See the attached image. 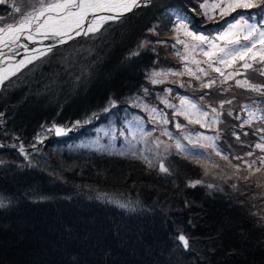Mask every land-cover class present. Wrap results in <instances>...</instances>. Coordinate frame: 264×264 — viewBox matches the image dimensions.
<instances>
[{"label":"trees","instance_id":"trees-1","mask_svg":"<svg viewBox=\"0 0 264 264\" xmlns=\"http://www.w3.org/2000/svg\"><path fill=\"white\" fill-rule=\"evenodd\" d=\"M165 3L158 0L103 34L72 42L81 44L62 51L41 75L31 74L28 86L8 82L0 91V139L29 136L43 121H85L94 112H101L95 125L111 127L125 117L133 103L144 101L151 74L172 60L168 42L156 43L160 39L149 31L171 11L172 4ZM141 41L150 43L140 49ZM134 51L139 55L129 58ZM235 85L220 91L225 97L249 94H229ZM79 136L49 141V149H39L37 168L22 170L14 161L2 168L0 197L7 207L0 208V264H264L259 181L246 184L235 179L246 175L232 170L231 179L210 182L216 187H191L202 170L185 158L173 161L172 177L144 175L145 166L128 155L79 148ZM12 154L15 149L7 146L0 150L1 156ZM156 186L163 194H155ZM98 189L137 195L143 204L129 220L103 215L87 200ZM180 231L190 239L188 250L176 239Z\"/></svg>","mask_w":264,"mask_h":264},{"label":"snow or ice","instance_id":"snow-or-ice-1","mask_svg":"<svg viewBox=\"0 0 264 264\" xmlns=\"http://www.w3.org/2000/svg\"><path fill=\"white\" fill-rule=\"evenodd\" d=\"M4 0H0V3H3ZM150 3V0H35V3L25 4L26 8H30V11L24 12L20 18L14 24H7L4 27H0V46L2 48H9L11 51L10 44L18 41L22 35L27 34L28 40H34L36 36L33 34H40L45 39L49 37L59 38V43H64V38L71 40L74 36H80L83 34L84 36H88L89 34L99 33L101 28L105 24L108 23H116L122 21L125 17L126 13L131 12L135 8H140L142 6H146ZM203 11L204 16L211 20L213 16L210 14V10H219V15L221 17L229 15L232 12H235L237 9H259L264 12V0H213L212 3H208L205 0L204 3H200L198 5ZM17 13H21V8L17 7L15 9ZM194 11V10H193ZM251 18V17H250ZM0 19H4L0 17ZM243 21V25L241 24ZM178 26L173 29V31L179 33L182 30V27L186 26ZM86 24V27H85ZM243 28L245 34L243 35V41H247V43H241V37L239 33L234 32V29ZM153 35H158L155 27L149 29ZM74 33V35H73ZM184 35L191 37L194 40L199 41L200 43L197 45H193L191 51H195L196 48H200V51L203 53V56L207 59L203 61V63H207L209 68H212L213 71L220 74L223 79L220 81L221 84L226 83L229 79H234L235 75H239L240 72L238 69H234L233 72H229L227 75L221 70L220 67H213L214 64L218 63L225 68L233 67L237 64V62H242L240 67L247 70L251 69L254 66V63L264 64V24L257 26V24H249L248 21L244 20L243 16H239L237 22L235 24H230L228 26L227 31H225L220 37L219 40L225 41L223 47L216 43V40H207L203 36H195L194 33L184 30ZM150 43L149 41H141L138 45V48L143 49L146 47V44ZM156 43H165V41L157 40ZM176 43L184 45V55L181 57L183 60L188 59V55L190 53V49L186 41L180 40L178 37L176 39ZM207 44V50H204L201 45ZM259 45V48H257ZM231 46V47H229ZM27 48V45H24ZM53 46H48L43 52H40V55H46L48 52L52 51ZM173 48L176 47V44L172 45ZM0 48V63H4L10 59H14V57H9L5 54V52ZM255 49V51H254ZM154 50V49H153ZM35 51V49L33 50ZM139 55V51H134L129 54V58L132 56ZM177 56H181L180 52L176 53ZM38 57H30L20 60L19 62L12 64L7 63L6 66L0 67V91H6L7 87L5 86V81H8L10 77L16 75L20 69L25 66V63H31L33 59H37ZM192 63L197 66V71L202 73L204 76H208L209 72L204 68H200L199 65L202 61L192 60ZM185 72L189 75L195 77L196 80H201V76L197 75L195 72H192L191 69L188 68L187 64L184 65ZM171 70H169L170 72ZM261 75H264V70L257 69ZM165 73L153 72L149 77L153 84L162 83L161 79H157L161 75ZM174 75H182L183 73H172ZM217 83L215 79H209L206 83L201 82L200 88H212L213 85ZM235 84L239 87L250 89L252 91L264 93V86H258L251 84L247 79L244 80H235ZM184 85H181L183 87ZM147 93V89L143 90ZM167 92H171V89H167ZM228 91V89H225ZM200 101H203L204 97L201 96ZM163 103L176 111L173 113L174 115H182L189 121V123H197L202 124V120L205 117H208L209 112L204 110V107L210 109L212 116V123L207 124L205 126L212 127V124H216L219 122V117L223 114L222 111H218L217 108H213L210 105H206L203 107H198L196 103L192 100L188 99L186 96L180 97V106L177 108L176 105L171 104L167 99L163 100ZM232 104V100H224L221 101L218 105L219 109H223L224 104ZM109 104L111 107L116 106L115 100H110ZM139 106V105H137ZM245 110L247 111V119L243 120L240 127L242 128L244 125L251 126L254 121H262L264 122V108L256 107L255 110H250L249 106L245 105ZM146 111H150V113H155L153 116V120L156 119L157 116L161 117L160 123L167 124L170 121L167 119V114L161 112H157L156 108L149 109L145 106ZM196 110L199 113L200 118L193 120L191 118V111ZM104 111H108L107 108ZM3 113L0 112V118L3 117ZM228 115H232L231 112ZM92 118H97V114L93 113L92 116L85 120V123H89ZM239 119V116L236 117ZM137 121H141V118L136 117ZM0 124H3V120L0 119ZM80 125V121H76L73 124V128ZM141 131H143L142 121L138 124ZM176 128H181L182 125L178 122L175 123ZM71 129H65L62 127H57L55 125L52 128L48 129V131H54L56 135H63L67 131ZM162 135H166L169 139L172 138V134L168 132L166 129L161 133ZM247 136V132L242 133ZM146 135H151V133H147ZM203 135V134H199ZM254 136L259 137V142L254 145H249L254 149H258L261 152H264V127H258L253 131ZM204 139L208 142L204 147H208L215 151L216 155L221 156V158L225 161H228L229 164H232V161L229 160L227 155H222L220 149L216 147L217 137L213 136H204ZM236 139L239 140V135L236 136ZM42 142V141H41ZM154 143L157 147L162 141L159 140V137L155 138ZM175 147L177 150L184 152L187 151L184 146L181 144L180 140L177 139L175 141ZM165 151L167 152L169 145H164ZM20 151L23 152V147L20 148ZM121 155L125 154L123 152ZM135 156V153H133ZM253 152L249 151L245 154V156H236L233 157L235 160H239L242 162L244 170L248 172V175L240 177L238 175L235 176V179H242L246 184L251 180V178L257 174L264 172V155L258 156L251 161L248 160V157H252ZM135 158L141 159L144 163L149 167H153V162L147 156L140 155ZM194 163L200 164L201 161L198 159H194ZM160 172L170 174L169 169L164 166L163 160H160L158 165H156ZM236 169V173H239L241 170V165L236 164L233 165ZM205 175H208V170L206 169L204 172ZM231 179V177L229 178ZM202 181L197 180L190 182L191 187H195L197 184H201ZM257 188H264V185L259 182L255 185ZM208 188L216 187L215 185L208 184ZM231 187L233 189L237 188L236 183H232ZM218 191H222V189L217 188ZM121 207L127 208L128 205H120ZM7 207V204L4 203L2 197H0V208ZM177 241L180 242L181 246L184 249L189 247V240L183 234H178L176 237Z\"/></svg>","mask_w":264,"mask_h":264},{"label":"rangeland","instance_id":"rangeland-1","mask_svg":"<svg viewBox=\"0 0 264 264\" xmlns=\"http://www.w3.org/2000/svg\"><path fill=\"white\" fill-rule=\"evenodd\" d=\"M175 3H177L178 5H179V7L180 8H185V7H188V8H191V7H193V2H191L190 0H173ZM4 2H6L7 4H13V3H16L15 2V0H4ZM26 3H28V4H32V3H35V0H21L20 1V3L19 4H17L20 8H21V10H23V12H26V11H30L31 9L30 8H26L25 7V4ZM160 7V5H158L157 7H155V8H159ZM0 17H3L4 19H6L8 22L7 23H4V24H2V25H0V27H4L5 25H7V24H13L15 21V19H16V14L14 13V12H10V13H8V14H6V15H4V16H0ZM167 17H168V15L167 16H165V17H163L164 18V20L157 26V29H156V32L158 33V35H153V33H151L150 35L151 36H157L158 37V39H160L161 41H165V43L167 42V39H168V37H169V34H170V31L172 30V25L171 24H169V26L167 27V26H165V21H166V19H167ZM1 20V19H0ZM185 25V24H184ZM181 26V25H180ZM186 27H182L183 29H185V30H187V31H190V32H192V33H194V35L195 36H200V34L199 33H197L196 31H193L192 30V28H191V24L190 23H187L186 25H185ZM179 34H183L184 35V32L183 33H179ZM187 38H191V37H187ZM192 39V38H191ZM180 48H184L182 45H180L179 46V49ZM76 50H78V51H80V49L79 48H77ZM75 50V52H77ZM72 54V53H71ZM174 80H177V78H171L170 79V81H174ZM187 80H189V79H187ZM8 83V82H7ZM12 85H14L15 83H14V81H11L10 82ZM174 83H176V82H173V84ZM166 90H167V88H166ZM155 96H160L161 97V99H167L171 104H174V105H176L177 106V108H179V106H180V97H178V96H176L174 93H172V92H167V91H165L163 94H157V95H155ZM156 109H157V112H163V113H167V118H168V114L169 113H171V112H175L176 110L175 109H172V108H169V107H167L166 105H160V106H157L156 107ZM191 111V114H194L195 115V117H191L193 120H195V119H198V118H200V115L199 114H197L196 113V110H190ZM155 114V113H154ZM182 116V115H181ZM184 117V116H183ZM132 121V120H131ZM131 121H128L129 122V125H130V128H131V131H132V135H135V133L138 131V130H141L140 129V127L138 126V124L141 122V121H133V122H131ZM160 120H158V125L160 126V130H162V131H164V127H165V124H161L160 122H159ZM168 121H170L169 119H168ZM156 122V121H155ZM202 122H206V120H205V118H203V120H202ZM128 124V123H127ZM142 125H143V127H146V128H149V130H150V127H148L147 126V122L146 121H143L142 120ZM133 126V127H132ZM117 129V128H116ZM116 129H107V130H105V132L104 133H102V135H100V134H98V141H94L93 140V143H99V145H101V146H103L104 144H105V139H103V137L105 136V134L106 133H110V136H111V138H113V139H115V133H116ZM165 129H167V131L169 130V128H168V123H167V127L165 128ZM45 136V134L44 133H42L41 134V137H44ZM157 137H159V140L160 141H163V140H165V137L162 135L161 136V133L157 136ZM156 137V138H157ZM49 141H53L52 139H49L48 140V142ZM54 141H56V139H54ZM47 142V143H48ZM3 147H5V146H3ZM22 155V154H21ZM201 161V165H203V166H200V168L202 169V173L204 174V172H205V170L207 169L208 170V175H205V177L204 178H195V179H198V180H200V181H202V183L201 184H203V183H205L206 184V186L208 185V184H211L210 182H212V181H216V180H219V181H223L224 179H228V176H230L231 177V175L233 174V171H232V169H234V170H236L234 167H232V169L231 168H229V171H230V175H227L226 174V172H225V168L224 167H219V166H210L209 165V163L208 162H205L204 160H200ZM206 166V167H205ZM241 169H243V168H241ZM145 170L146 171H144V175H149V176H153V175H157V176H159V169L158 168H156V167H151V168H149L148 166H145ZM240 172H243V173H245V170H240ZM226 175V176H225ZM246 175H248V172H246ZM173 176V174L170 172V177H172ZM195 179H194V181H195ZM252 180H253V177L251 178ZM152 183V182H151ZM154 184V181H153V183L152 184H150V185H153ZM159 184H161L160 182H157L156 183V185H159ZM220 184V183H219ZM222 186V185H221ZM157 191V192H156ZM159 191H162V188L161 187H158V186H156L155 188H154V192H156L155 194H160V193H162L163 194V192H159ZM259 194H260V192H259ZM119 202H121V203H124L125 201H119ZM154 221H157L156 219L154 220Z\"/></svg>","mask_w":264,"mask_h":264},{"label":"bare ground","instance_id":"bare-ground-1","mask_svg":"<svg viewBox=\"0 0 264 264\" xmlns=\"http://www.w3.org/2000/svg\"><path fill=\"white\" fill-rule=\"evenodd\" d=\"M27 34L23 35V37H26L25 40L21 37L18 41L15 43L10 44L11 51H9V48H2V50L6 51V55L9 57H14V59H10L8 61H5L4 63H0V67L6 66L7 63H12L15 64L19 62L22 59L30 58L33 56L38 55L41 51L42 48L47 44L48 39H45L42 35L40 34H35L33 33L36 38L34 40H28L27 39ZM27 45V48L24 47V45ZM35 49V51H33ZM18 51L16 54L15 52ZM13 52V53H11ZM50 139L53 140V136L50 137Z\"/></svg>","mask_w":264,"mask_h":264},{"label":"water","instance_id":"water-1","mask_svg":"<svg viewBox=\"0 0 264 264\" xmlns=\"http://www.w3.org/2000/svg\"><path fill=\"white\" fill-rule=\"evenodd\" d=\"M69 131H67L66 133H68Z\"/></svg>","mask_w":264,"mask_h":264}]
</instances>
